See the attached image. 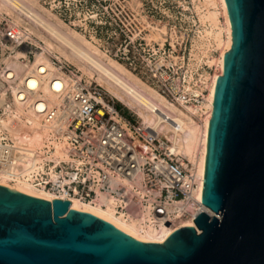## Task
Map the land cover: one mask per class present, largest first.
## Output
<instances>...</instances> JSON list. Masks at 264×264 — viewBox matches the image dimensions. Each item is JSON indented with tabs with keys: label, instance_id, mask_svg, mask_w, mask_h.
<instances>
[{
	"label": "built area",
	"instance_id": "1",
	"mask_svg": "<svg viewBox=\"0 0 264 264\" xmlns=\"http://www.w3.org/2000/svg\"><path fill=\"white\" fill-rule=\"evenodd\" d=\"M140 2L0 0V180L6 185L25 179L52 199L101 208L114 200L117 210L130 214L149 205L153 220L168 226L213 214L199 202L200 179L173 137L179 131L173 117L161 112L156 125L124 117L96 74L84 75L47 53L31 32L43 31L36 15L46 14L85 34L95 29L96 40L109 45L107 56L147 74L170 103L183 110L201 106L205 80L192 71L189 82L198 92L185 87L197 21L190 1L178 0L185 13L179 15L188 17L175 19L177 30L162 42L152 41L148 56L140 53L151 44L138 18Z\"/></svg>",
	"mask_w": 264,
	"mask_h": 264
},
{
	"label": "water",
	"instance_id": "2",
	"mask_svg": "<svg viewBox=\"0 0 264 264\" xmlns=\"http://www.w3.org/2000/svg\"><path fill=\"white\" fill-rule=\"evenodd\" d=\"M232 47L216 79L200 203L164 243L0 184V264H264V0H225Z\"/></svg>",
	"mask_w": 264,
	"mask_h": 264
},
{
	"label": "bare ground",
	"instance_id": "3",
	"mask_svg": "<svg viewBox=\"0 0 264 264\" xmlns=\"http://www.w3.org/2000/svg\"><path fill=\"white\" fill-rule=\"evenodd\" d=\"M203 1L204 3H201L204 4L206 13L200 19H202L204 25L209 24V28L205 32L206 36L210 39V44L213 43L218 48H221L220 57L215 61L218 74H215L207 85L209 94L203 100L202 107L188 105L185 107V110L170 103L165 97L143 84L140 85V88H137L128 80L130 72L127 69L110 60L107 63L104 62V56L95 45L86 41L77 32L68 29L60 19L54 18V16L49 14H46V16L36 15L37 22L41 25L43 31L35 32L31 30L32 33L42 40V48L47 53L56 55L58 58H63L72 63H80L91 70H95L94 73L97 72L103 82L110 84L112 88L122 92L131 103L138 106L142 119L145 122H153L156 125L160 119L161 112L173 117L179 125V131L173 133V137L179 149L192 165V170L200 179L201 184L198 198H200L202 190L207 149L208 120L215 83L216 79L223 74L225 54L232 47V29L226 1ZM200 12L202 13V11ZM221 18H223L224 22H221ZM185 87L187 89L190 88L189 82ZM194 92H198V90ZM203 107L206 109L205 115L200 120V122L202 121L201 124H198L193 116H196ZM145 113L149 114V116H145ZM0 184L6 185L2 180H0ZM7 185L21 193L49 201L52 200L51 195L34 189L31 187V183H28L25 179H17L15 183ZM105 204L106 207L101 208L99 205L80 203L76 200L70 203L71 209L87 212L106 220L129 236L147 243H164L175 229L189 225L192 222V219L189 218L180 220L175 226H168L162 224L160 221L153 220L149 205L143 206L136 214H130L117 210L116 207L119 201L110 200ZM209 212L211 213L210 210Z\"/></svg>",
	"mask_w": 264,
	"mask_h": 264
},
{
	"label": "rangeland",
	"instance_id": "4",
	"mask_svg": "<svg viewBox=\"0 0 264 264\" xmlns=\"http://www.w3.org/2000/svg\"><path fill=\"white\" fill-rule=\"evenodd\" d=\"M144 5V11L142 13H139L138 18L142 21V23L145 24L146 27V35L145 38L147 39L149 46H145L141 50V54L148 56L152 55V49L155 44V42H162L164 40L165 34L168 36L173 32L172 28H175L177 30L176 25L177 20L175 19H184L188 17V14L186 13V16H180L178 12L180 9L178 8V0H128L131 7H137L138 5H141V2ZM191 3V9L196 13L197 21L196 24H194V27L191 29L194 30L195 34L193 33L192 41L190 43V49H189V59L187 62V68H188V82L190 79H192V71H196L198 73V79L200 81L205 80L206 88L211 80L212 77L215 76V74H218L217 66L215 61L220 57L221 48H218L213 43L210 44V39L206 36V30L209 28L208 25H204L202 22V19H200L204 13H206V8L204 7V1L202 0H189ZM114 5L118 7V5H121L124 3V0H113ZM203 2V3H201ZM199 8V9H198ZM202 11V13L200 12ZM138 12V11H137ZM182 14H185L182 12ZM221 22H224L223 18H221ZM63 23V22H62ZM64 25L70 29L71 31H75L78 34H80L86 41L89 43L95 45L101 52V54L104 56L103 60L104 62L113 61L119 65H122L125 69L129 71V69L124 65L123 63L116 61L112 59L111 57L107 56L104 52L105 49L109 47L108 44H104L102 42H99L96 40V34L95 29H89L88 33H83L82 31H79V29L70 27L67 24L64 23ZM206 28H205V27ZM205 37V38H204ZM155 41V42H152ZM98 44H101L103 47H99ZM70 64L74 65L76 68L79 69L84 75L92 76L96 74V81L100 83L106 91L113 97L115 104L120 109V112L122 115L126 118H129L131 120H137L141 121V111L138 108L137 105L131 103V101L120 91L115 90L112 88L110 84H107L106 82H103L99 76L98 73H94L95 70H91L87 68L86 66H83L80 63H72L71 61H68ZM213 62V63H212ZM129 79L130 82L135 85L137 88H140V85H145L149 89L153 90L154 92L161 95L154 84V81L150 79V77L147 74L144 73H132L129 71ZM189 89H192L193 91H196L197 89L192 88L189 82ZM208 88H207V95L205 98L208 97ZM166 99V98H165ZM167 100V99H166ZM168 101V100H167ZM196 107V106H194ZM202 107V106H200ZM145 116H149V114L145 113ZM144 121V120H143ZM198 124H201V122L196 121ZM190 160V159H189ZM193 164V163H192Z\"/></svg>",
	"mask_w": 264,
	"mask_h": 264
}]
</instances>
